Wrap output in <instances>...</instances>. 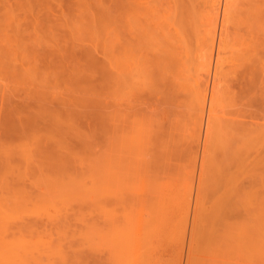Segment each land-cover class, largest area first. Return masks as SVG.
<instances>
[{"label":"rangeland","instance_id":"1","mask_svg":"<svg viewBox=\"0 0 264 264\" xmlns=\"http://www.w3.org/2000/svg\"><path fill=\"white\" fill-rule=\"evenodd\" d=\"M217 1L0 0V264H264V0Z\"/></svg>","mask_w":264,"mask_h":264},{"label":"bare ground","instance_id":"2","mask_svg":"<svg viewBox=\"0 0 264 264\" xmlns=\"http://www.w3.org/2000/svg\"><path fill=\"white\" fill-rule=\"evenodd\" d=\"M217 2H219V0H218ZM220 2H221V1H220ZM220 2H219V6L217 5L218 8H220ZM216 4H217V3H216ZM221 4H222V3H221ZM222 6H223V5H222ZM223 7H224V6H223ZM218 8H216V9H218ZM219 10H220V9H219ZM219 10H218V11H219ZM220 11H221V10H220ZM186 18H187V17H186ZM188 18H189V17H188ZM188 18H187V19H188ZM189 21H190V20H189ZM214 21H217V19L214 20ZM182 22H183V20H182ZM187 22H188V21H187ZM187 22H186V23H187ZM190 23H191V22H190ZM165 25H167V24H165ZM165 25H164V26H165ZM191 25H192V24H191ZM194 25H195V24H194ZM169 26H171V25H169ZM165 27H167V26H165ZM178 27H180V25H179ZM181 27H182V26H181ZM190 27H191V26H190ZM190 27H187V28H190ZM195 27H197V25H196ZM195 27H194V28H195ZM218 27H219V26H218ZM170 28H172V27H170ZM170 28H169V31H170L169 35L172 36V34L175 33L176 30H175V28H174V32H171ZM184 28H185V27H184ZM187 28H185V29H187ZM164 29H165V28H164ZM179 29H180V28H179ZM185 29H184V31H185ZM213 29H214V31H216V30H215L216 28L213 27ZM182 30H183V29H181V31H182ZM190 30H193V29H190ZM164 31H165V30H164ZM187 31H188V30H187ZM194 31H195V30H194ZM194 31H193V33H194ZM182 32H183V31H182ZM182 32H181V33H182ZM203 32H204V31H203ZM203 32H201V33H202L201 36H203V34H204V36L206 35V33H205V32L203 33ZM189 33H190V32H189ZM191 33H192V32H191ZM196 33H197V31H196ZM211 33L213 34V32H211ZM173 35H174V34H173ZM183 35H184V33H183ZM188 35H189V34H188ZM191 35H193V34H191ZM208 36H210V35H208ZM208 36L206 35L205 37H208ZM212 36H213L212 41H213V43H214V42H215V38H216V34H214V35H212ZM172 37H174V36H172ZM205 37H204V39H205ZM208 38H210V37H208ZM177 39H178V38H177ZM210 39H211V38H210ZM175 40H176V39H175ZM205 40H206V39H205ZM205 40H204V41H205ZM180 41H181V40H180ZM216 41H217V40H216ZM189 43H190V41H189ZM189 43L187 42V45H188ZM215 43H216V42H215ZM177 44H178V43H177ZM213 45H214V44H213ZM189 46H190V45H189ZM174 47L176 48L177 46L175 45ZM208 47H210V46H208ZM211 47H213V46H211ZM179 48H180V47H179ZM177 49H178V47H177ZM210 49H211V48H210ZM212 49H213V48H212ZM182 50H183V49H182ZM185 50H186V49H185ZM177 51H178V50L175 51V55H176V54H177V55L179 54V53H176ZM213 51H216V50H215V47H214V50H208V52H207V53H208V54H207V57H208V60H207V66H209V68H213V67H214V66H213L214 64H213L212 61H215L216 64L218 65L217 62H218L219 59H216V58L219 57L218 55H220V51L217 52V57H216V55H214V52H213ZM178 52H179V51H178ZM181 54H182V53H181ZM177 55H176V56H177ZM182 56H183V55H182ZM179 59H180V58H179ZM184 60H185V59H184ZM181 62H182V60H181ZM184 62H185V61H184ZM211 64H213V65L211 66ZM210 66H211V67H210ZM211 71H212V69H211ZM207 72L209 73V72H210V69L207 68ZM210 73H211V72H210ZM210 73H209L208 75H209V77L211 78L212 75L210 76ZM91 75H92V74H91ZM121 77H122V75H121ZM207 77H208V76H207ZM210 78H208V80H209ZM121 79H122V78H121ZM124 79H125V78H124ZM124 79H123V80H124ZM211 79H212V78H211ZM207 82H208V81H207ZM120 86H121V85H120ZM121 88H122V87H121ZM123 88H124V87H123ZM207 89H208V88H207ZM126 90H127V89H124V92H123V97H124V99H126L125 97H126L127 95L129 96V95L131 94L130 92H129L130 94L127 92V93H126L127 95H126V94H125ZM122 91H123V90H122ZM122 91H121V92H122ZM127 91H129V90H127ZM205 91H206V90H205ZM124 95H126V96H124ZM132 95H133V94H132ZM121 96H122V95H121ZM199 96H200V95H199ZM118 97H119V96H118ZM123 97L121 98L122 101H120V103H118V108H117L118 111H119V114H120V116H121V119H120V120H121L122 123H123V121H126L127 119H128V121H126V122H129V120H130V122H132L131 120L134 119L133 117L135 116V114H134V116L132 117V114H131V113H132L131 110L133 111V110L135 109V108L133 107V105L131 106L133 100H127L128 102L125 100V101L127 102V103H126V102L124 101ZM130 97H131V95H130ZM130 97H129V98H130ZM200 97H201V96H200ZM127 99H128V98H127ZM130 99H131V98H130ZM206 99H207V96L205 95V96H204V104H205V102H206ZM204 104H203V105H204ZM43 105H44V104H43ZM207 106H208V105H207ZM41 107H42V106H41ZM44 107H45V106H44ZM132 107H133L134 109H131ZM200 107H201V106H200ZM46 108H47V107H46ZM34 109H35V108H34ZM36 109H37V108H36ZM44 109H45V108H44ZM44 109H43V110H44ZM12 110H13V109H12ZM205 110H206V109H205V107L203 106L202 111H201L200 120L203 119V115H204V111H205ZM13 111H14V110H13ZM37 111H39V108L37 109ZM41 111H42V110H41ZM44 111H45V110H44ZM129 111H130L131 113H129ZM212 111H213V110H212ZM19 112H20V111H19ZM210 112H211V111H210ZM35 113H36V112H34V114H35ZM54 113H56V112H54ZM126 113H127V114H126ZM133 113H134V112H133ZM206 113H207V112H206ZM19 114H20V113H19ZM41 114H42V113H41ZM41 114H39V115L37 114V115H38V116H41ZM57 114H59V116H61V115H60L61 113L58 112V113H56V115H57ZM130 114H131V116L129 117ZM208 114H209V113H208ZM210 114H211V113H210ZM20 116H21V115H20ZM38 116H37V117H38ZM67 116H68V115H67ZM127 116H128L129 118H128ZM22 117H23V116H22ZM61 117H62V116H61ZM212 117H213V116H212ZM67 118H69V117H67ZM130 118H132V119H130ZM213 118H214V117H213ZM69 119H70V118H69ZM208 119H209V118H208ZM210 119H211V118H210ZM215 120H216V118H215ZM135 121H136V120H135ZM126 122H124V123H126ZM130 122H129V123H130ZM132 123H134V122H132ZM200 123H201V122H200ZM200 125H201V124H200ZM134 126H135V125H134ZM198 127L201 129V126H198ZM125 128H127V127H125ZM132 128H133V126H132ZM200 129H199V131H200ZM131 131H132V132H135V129L133 128V130H131ZM129 140H131V139H129ZM106 193H107V192H106ZM116 227H117V226H116ZM121 228H122V227H120V228L118 227L119 230H120ZM114 230L117 231V228H116V229L114 228ZM119 230H118L117 232H120V233H119V235H120L122 232L119 231ZM119 235H118L119 238L117 237L116 240H119V239H120L121 236H119ZM116 236H117V234H116ZM116 236H115V237H116ZM122 238H124L123 235H122ZM122 238H121V239H122ZM112 239H113V238H111V240H112ZM114 240H115V239H114ZM122 240H123V239H122ZM122 240H121V241H122ZM112 241H113V240H112ZM107 242H108V241H107ZM116 250H117V249H116ZM117 251H119V250H117ZM120 251H122V249H121ZM120 251H119V252H120ZM123 251H124V249H123ZM123 253H124V252H123ZM119 254H121V253H119ZM121 255H122V254H121ZM117 260H118V258L116 259V261H117ZM118 261H121V260H118Z\"/></svg>","mask_w":264,"mask_h":264}]
</instances>
